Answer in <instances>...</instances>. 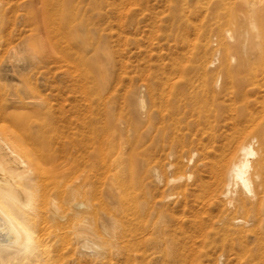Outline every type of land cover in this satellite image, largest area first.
I'll return each instance as SVG.
<instances>
[{
    "label": "rangeland",
    "instance_id": "obj_1",
    "mask_svg": "<svg viewBox=\"0 0 264 264\" xmlns=\"http://www.w3.org/2000/svg\"><path fill=\"white\" fill-rule=\"evenodd\" d=\"M259 1L253 0L258 6L251 11L243 0H0V141L10 140L32 162L39 200L30 223L46 238L43 252L50 255L49 264H173L155 248V216L123 223L122 233L139 238L130 241L128 250L110 226L118 204L109 195L114 166L109 167L107 138L114 131V144H126L122 165L113 172L128 192L138 200L145 188L159 195L149 170L155 166L168 181L160 191L175 193L174 187L185 180L169 179L184 177L197 156L186 167L167 170L164 165L175 158L166 157L168 146L156 149L143 140L145 128L136 121L138 106L131 91L169 71L174 61L204 55L264 60V3ZM91 78L99 86L104 78L98 94L91 89ZM109 111L114 124L106 116ZM121 121L123 130L117 126ZM79 201L84 206L76 208ZM165 203L177 234L167 251L182 259L174 264H250V256H256L250 238L251 254L235 250L239 260L230 248L220 247L218 236L194 234L187 243L191 250L188 245L184 249L179 231L204 214L183 208V198L175 194ZM78 224L91 229L94 238L86 237L98 247L81 249ZM261 260L256 264H264Z\"/></svg>",
    "mask_w": 264,
    "mask_h": 264
},
{
    "label": "bare ground",
    "instance_id": "obj_2",
    "mask_svg": "<svg viewBox=\"0 0 264 264\" xmlns=\"http://www.w3.org/2000/svg\"><path fill=\"white\" fill-rule=\"evenodd\" d=\"M243 5L251 11L258 6H253V0H243ZM168 67L169 71L157 73L131 91L138 106L136 121L145 128L144 141H149L156 149L160 145L168 146L166 157L175 158V161L164 165L167 170L186 167L197 158L184 177L166 179L169 182L185 180L174 187L175 193L160 191L162 187L167 189L168 181L164 182L158 167L149 168L153 190L160 194H150L145 188L138 200L128 192L124 181L117 180V171L113 172L115 167L122 165L127 147L118 143L120 141L114 144L118 137L110 131L107 153L112 157L109 167L114 168H110L113 169L109 174L113 184L110 182L109 195L118 204V210L112 211L109 224L118 230L117 235H122L126 241L122 247L128 250L133 244L130 241L139 238L130 231L122 233L123 223L138 224L155 216L152 233L157 252L169 257L173 264L181 262L178 255L171 257L167 251L168 248L171 250L172 244L175 246L177 234L169 225L168 218L173 215L165 202L175 194L183 198V208L197 210L192 212L194 215L198 213L197 216L204 214V217L200 215L203 219L197 221V217V222H190L187 230L179 229L186 245L184 249L187 245L189 248L187 243H191V239L193 242L197 234L205 238L218 236L220 247L230 248L239 260L241 255L235 250L250 255L251 250L247 247L250 238L257 254L250 256L248 261L256 264L264 258V60H217L204 55L198 60L174 61ZM103 79L99 86L91 78V89L95 94L104 87ZM112 112L106 116H109V123L114 124ZM117 126L123 130L122 121ZM188 137H191L189 144L195 148L186 144ZM10 142L0 141V264H49L50 255L43 252L46 238L38 236L30 223L39 200L32 162L20 153L22 149L19 151ZM189 197H192L191 205H188ZM83 206L80 201L75 204L76 208ZM212 210H217L215 217ZM53 213L57 215L56 211ZM58 217L63 219L60 215ZM76 227V232L83 236L82 250L98 247V243L96 245L86 237L91 234V229L79 224Z\"/></svg>",
    "mask_w": 264,
    "mask_h": 264
},
{
    "label": "snow or ice",
    "instance_id": "obj_3",
    "mask_svg": "<svg viewBox=\"0 0 264 264\" xmlns=\"http://www.w3.org/2000/svg\"><path fill=\"white\" fill-rule=\"evenodd\" d=\"M7 229H5V231H6ZM18 242H19V240H18Z\"/></svg>",
    "mask_w": 264,
    "mask_h": 264
}]
</instances>
